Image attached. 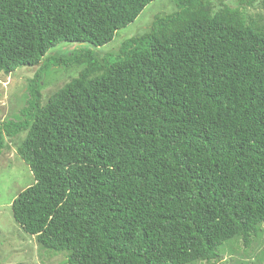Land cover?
<instances>
[{
  "label": "trees",
  "instance_id": "1",
  "mask_svg": "<svg viewBox=\"0 0 264 264\" xmlns=\"http://www.w3.org/2000/svg\"><path fill=\"white\" fill-rule=\"evenodd\" d=\"M153 0H0V73L39 65L5 137L33 182L13 220L65 264H198L264 225V24L225 0H173L99 58ZM218 2L221 6L215 8ZM78 75L41 98L43 70Z\"/></svg>",
  "mask_w": 264,
  "mask_h": 264
},
{
  "label": "rangeland",
  "instance_id": "2",
  "mask_svg": "<svg viewBox=\"0 0 264 264\" xmlns=\"http://www.w3.org/2000/svg\"><path fill=\"white\" fill-rule=\"evenodd\" d=\"M230 7H239L249 19L264 24V0H225ZM221 5L216 2L215 8ZM175 9L173 0H153L140 14L126 26L119 28L111 41L94 47L88 43L61 42L47 53L48 59L71 56L79 46H87L101 58L107 53H116L120 43L129 37L147 29L156 14H165ZM37 66H21L10 74L0 73V122L17 119L25 104L26 85ZM81 66L74 62H61L43 70L41 98L42 102L65 82L78 75ZM21 132L13 138L5 137V146L0 154V264H65L64 252L54 253L38 246L33 235L24 232L13 220L11 214L12 199L33 182L29 167L16 153L18 142L24 137ZM218 250L217 260L198 264H264V225H258L257 236L251 239L248 247L240 240H229Z\"/></svg>",
  "mask_w": 264,
  "mask_h": 264
}]
</instances>
